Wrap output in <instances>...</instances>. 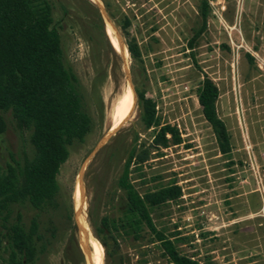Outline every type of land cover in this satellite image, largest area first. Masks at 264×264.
<instances>
[{
    "label": "rangeland",
    "instance_id": "rangeland-1",
    "mask_svg": "<svg viewBox=\"0 0 264 264\" xmlns=\"http://www.w3.org/2000/svg\"><path fill=\"white\" fill-rule=\"evenodd\" d=\"M47 1L64 64L77 78L92 130L83 143L69 148L60 167L56 208L39 212L28 204L13 206L9 221L19 214L28 229L35 219L44 238L46 248L34 264H95L91 254L85 258L74 204L79 203L80 222L93 239V225L102 217L119 218L125 194L117 182L133 146L140 153L150 152L141 170L130 176L139 194L171 185L180 189V197L155 208L151 218L182 256L198 264H264V0H207L202 30V0H98L118 30L135 92L155 104L159 127H175L181 143L154 145L155 134L144 129L137 104L127 123L86 167L81 181L82 163L116 125L110 116L129 85L123 59L95 4ZM129 40L138 45L137 60L126 49ZM205 79L219 91L216 112L229 138L225 154L197 101ZM2 115L4 170L11 157L19 163L31 158L33 148L30 133L20 131L9 112ZM80 185L86 193L83 212L77 198ZM2 234L0 229V263L7 260ZM98 242L102 264H170L146 229L141 239L114 232Z\"/></svg>",
    "mask_w": 264,
    "mask_h": 264
},
{
    "label": "trees",
    "instance_id": "trees-1",
    "mask_svg": "<svg viewBox=\"0 0 264 264\" xmlns=\"http://www.w3.org/2000/svg\"><path fill=\"white\" fill-rule=\"evenodd\" d=\"M207 9V0H202L201 30ZM126 49L133 60L140 58L134 40L126 42ZM63 56L47 0H0V136L6 129L2 114L9 112L17 128L30 133L33 148L31 158L19 163L11 157V163L4 170L0 168V229L4 231L2 238L7 248V260L0 264H34L37 254L44 252L46 244L35 219L28 229L19 214L14 222L9 221L13 206L28 204L39 212L56 208L60 167L68 159L69 148L83 143L92 130V118L83 108L77 78L65 66ZM196 93L202 116L225 154L229 151V138L216 112L219 91L212 81L205 79ZM136 94L140 122L145 130L154 132V145H179L177 129L169 125L159 127L155 104L144 93L136 90ZM149 154L147 150L138 152L135 146L130 149L117 182L125 194L120 217H102L93 225L96 236L100 241L101 237L120 232L141 239L146 229L170 264H198L182 256L174 241L159 231L151 218L155 208L179 198L180 189L171 185L141 195L131 182V174L141 170Z\"/></svg>",
    "mask_w": 264,
    "mask_h": 264
},
{
    "label": "bare ground",
    "instance_id": "bare-ground-1",
    "mask_svg": "<svg viewBox=\"0 0 264 264\" xmlns=\"http://www.w3.org/2000/svg\"><path fill=\"white\" fill-rule=\"evenodd\" d=\"M110 30L113 32L111 27L107 24V27H106L107 36H108L111 44L113 45V47L116 50H119L118 42H117V39L115 37V34L113 35L114 32L112 33ZM123 54H124V49H123ZM128 88H129V86H128ZM133 103H134V94L131 91V89L129 88V91L127 90V92H125V95L120 99V101L116 104V106L114 107V109L112 111V114L110 116L111 124L112 125L116 124L113 128L117 127L119 125V123L121 122V120L124 119L131 112V109L133 107ZM78 181H77V183H78ZM77 198L81 204V209L83 212L86 208V193H85L83 185H80V187L78 189ZM76 210H77V212H80L79 203L77 201H76ZM78 224H79V228L84 233L83 240H82V238H80V240H81V243H83V250H84V255H85L86 260L90 259V257H91L90 254H91L92 257L95 259V264H102V248H101V246L92 238L90 233H87L84 231V228H83L84 224L83 225L81 224L80 218L78 220Z\"/></svg>",
    "mask_w": 264,
    "mask_h": 264
},
{
    "label": "water",
    "instance_id": "water-1",
    "mask_svg": "<svg viewBox=\"0 0 264 264\" xmlns=\"http://www.w3.org/2000/svg\"><path fill=\"white\" fill-rule=\"evenodd\" d=\"M90 1L93 4H95L96 8L100 12V14H101L102 18L104 19L105 23L108 24L111 27V29L113 30V32L115 34V37H116L117 42H118V47H119L118 51H119V54L121 55V58L123 59V62H124V71H125L126 80H127L128 85H129V88L131 89V91L134 94L135 101L133 103L132 111L124 119L121 120V122L119 123V125L117 127L113 128V129H110L106 134H104L101 137V139L97 142L95 147L91 150V152L87 155V157L83 161L81 169L79 171L78 180L81 179V176L83 175L84 170L89 165V163L92 161V159L97 155V153L118 133L120 128L125 123H127V121L129 120V117L131 116L134 108L137 107V104H138L137 94H136V92L134 90V87L132 85V82H131V79H130V76H129V72H128L127 68L125 67V60H124V55H123V44L121 42L118 30L116 29L114 23L112 22L111 18L109 17V15L105 11V9L102 6L99 5L98 0H90ZM73 196H74V194H73ZM73 215H74V219L76 221L77 227L79 228V224H78L79 213L76 210L75 204H74V209H73ZM93 236H94V240L99 244L97 236L95 234H93Z\"/></svg>",
    "mask_w": 264,
    "mask_h": 264
}]
</instances>
